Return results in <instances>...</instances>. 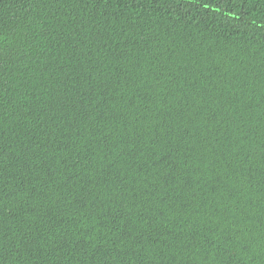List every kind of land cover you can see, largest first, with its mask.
<instances>
[{
	"label": "trees",
	"instance_id": "1",
	"mask_svg": "<svg viewBox=\"0 0 264 264\" xmlns=\"http://www.w3.org/2000/svg\"><path fill=\"white\" fill-rule=\"evenodd\" d=\"M0 264H264V0H0Z\"/></svg>",
	"mask_w": 264,
	"mask_h": 264
}]
</instances>
